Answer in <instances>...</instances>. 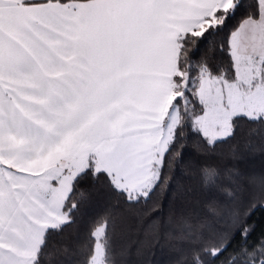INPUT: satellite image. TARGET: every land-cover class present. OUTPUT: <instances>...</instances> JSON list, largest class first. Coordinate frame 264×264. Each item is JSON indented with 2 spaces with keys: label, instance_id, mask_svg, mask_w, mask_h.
<instances>
[{
  "label": "snow or ice",
  "instance_id": "1",
  "mask_svg": "<svg viewBox=\"0 0 264 264\" xmlns=\"http://www.w3.org/2000/svg\"><path fill=\"white\" fill-rule=\"evenodd\" d=\"M257 152L264 0H0V264H264Z\"/></svg>",
  "mask_w": 264,
  "mask_h": 264
},
{
  "label": "trees",
  "instance_id": "2",
  "mask_svg": "<svg viewBox=\"0 0 264 264\" xmlns=\"http://www.w3.org/2000/svg\"><path fill=\"white\" fill-rule=\"evenodd\" d=\"M239 19V18H237ZM236 21H233L235 23ZM215 45H219L224 39L223 35L212 38ZM224 150H227V146H224ZM206 161L200 160L197 157L189 159L185 165L186 173L190 172L193 177L196 175V170L200 164ZM208 163H220V161H207ZM262 161L259 158L257 152V158L251 162L248 167L256 172H259ZM115 200L104 201L101 200L93 210V213L87 219L78 220L77 224L72 229L68 230L65 234V238L69 235L73 241H84L88 236L89 230L93 227L94 221L102 219L105 214V209L110 205H114ZM252 221L257 224V232L253 236V240L259 235L262 227H264V217H261L260 213H257L252 217ZM115 243L119 247H123L126 250H131L132 259L138 264H147V262L162 259V255L159 249H155V256L151 255L148 251L149 245L152 243L150 228L144 223V221L135 216H130L124 223L123 227L117 232L115 236Z\"/></svg>",
  "mask_w": 264,
  "mask_h": 264
}]
</instances>
